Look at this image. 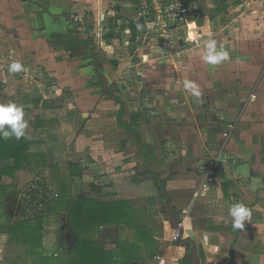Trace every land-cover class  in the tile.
Wrapping results in <instances>:
<instances>
[{"label":"crops","instance_id":"1","mask_svg":"<svg viewBox=\"0 0 264 264\" xmlns=\"http://www.w3.org/2000/svg\"><path fill=\"white\" fill-rule=\"evenodd\" d=\"M89 1L100 8V16L104 17L102 12H105L109 19H118V28L109 30L118 32L122 38L114 40L113 45L116 41L133 43L132 34L121 27L125 22L142 19L141 11L134 3ZM195 1L186 27L194 35L190 38L187 30L188 41L177 55L168 58L172 64L160 62V54L157 56L152 52L143 64L138 65V78L130 82L132 86L125 93L127 98H122L131 106V109L126 108L125 114L129 117L125 122L130 123L133 114H143L142 89L150 93L151 101H147L150 110L144 113L146 119L137 125H141L139 134L143 142L154 149L156 159L146 166L135 137L122 135L120 138L121 132H118L116 139L120 138L121 148H116L119 153L115 163L120 167L111 171L114 172L111 183L120 193L123 187L144 193L145 207H148V196H157L158 205L161 202L162 207L169 199L171 209L180 219L179 229L184 231L183 242L190 237L187 231L194 234L201 264H264V0ZM86 5L87 0H0V103L11 101L23 106L24 87L42 84V80H28L27 75L23 76L24 72L9 74L7 67L13 60L23 65L26 62H33V66L44 65L50 77H57L56 66L60 68L57 75H70L73 57L74 60L93 58L98 68L97 54H88V42L97 38L91 31L93 26L88 30L90 32H83V36L79 32L86 26L80 16L87 9ZM76 11L78 16H75ZM145 25L137 31L140 35L136 42L147 29ZM213 25L220 26V30L203 35L191 30ZM72 26L78 28V33L72 32ZM210 36L224 42L232 57L230 62L215 67L202 62L201 41ZM75 39L84 42L85 46H75L68 51L67 44ZM77 53L78 58H75ZM80 73L85 74V69ZM185 80L199 85L202 93L199 99L183 89ZM36 99L29 97L28 108L39 104L34 102ZM26 135L28 140L36 142L30 152L39 153L40 143L35 139L38 133L32 136L26 132ZM100 137L104 136L101 134ZM136 153L142 156L143 174L149 168L158 177L157 181L149 176L136 179L132 170ZM218 154L228 158V168L205 184V162ZM24 173L33 172L19 171L13 178L5 176L2 182L19 190ZM153 184L157 185V191H153ZM162 184L167 194L163 199L160 194ZM95 195L89 197L102 200L96 196L104 197V188L102 194ZM126 199L132 201L130 197ZM236 202L247 205L252 216L245 222L243 230L233 231L228 209ZM148 208L156 211V207ZM161 217L156 256L141 264H180L189 253L174 241L178 230L172 228L169 216L164 213ZM113 228H103L98 236L105 245L113 238L109 232ZM116 230L112 244L119 234V228ZM5 232H0V264L8 243Z\"/></svg>","mask_w":264,"mask_h":264},{"label":"rangeland","instance_id":"2","mask_svg":"<svg viewBox=\"0 0 264 264\" xmlns=\"http://www.w3.org/2000/svg\"><path fill=\"white\" fill-rule=\"evenodd\" d=\"M86 6L87 9L83 13L80 12L82 13L80 14L82 24L86 25L84 30L79 31L77 27L73 26L71 30L75 33L79 31L80 35L83 36V32H90L88 30L93 26L91 31L96 34L94 35L95 37L99 38L98 40L93 38L91 42H88V54L91 53L93 56L97 54L98 72L101 78L96 73L95 60L93 58L74 60L73 57L70 61L71 73L67 77L57 75L60 70L57 66L54 67V73L57 77H50L44 65L38 63V66H33V62L24 63L26 71H24L23 76L27 75L29 77L28 80H42V84L24 87L23 108L25 111L24 118L28 122L26 132L29 135L32 134V136L36 132L38 133L35 139L40 143L37 149L44 156V164L41 169H38V172L39 170L42 171V175L37 174V170L33 173H24L20 182L23 185L19 188V192L7 199L3 211L13 220H16L19 216L23 206L24 194L31 187L30 185H33L32 183L41 176L48 179L53 189L56 190L59 187L57 175L63 174V178H68L70 173L68 166L70 163L78 164L83 171L85 170L81 180L79 178L74 179L75 182H79L78 187H74L75 195L87 192L88 185L95 183L103 186L105 196H107L103 197L96 194L97 196H95L98 198L119 200L130 197L136 207H145L144 193L138 190L132 191L126 187H123L122 193H120L117 191L116 185L111 183L112 173H114L111 171H116L120 167L115 163L116 155L119 153L116 148H121L118 142H120L122 135L128 136V138H134V136L127 129L118 125V101L116 98L109 97V94L113 93L116 95L119 93L120 95H116L117 97L127 98L125 93L132 86L130 82L132 83L135 78H138L136 77V73L140 69L138 65L145 62L143 59L144 49L150 45L152 46L151 53L153 52V55L160 54V52L156 41L150 37H148L147 41L141 40L135 43H128L126 41L127 38H125V43L117 41L114 42V45L112 43L113 51L111 53L105 52L102 44L104 43V34L110 32V26L108 25L110 16L107 13L105 14V12H102L105 15L104 17L100 16V8L93 5L89 0H87ZM75 16H78L77 11ZM225 21L226 14L224 23ZM77 24L74 25L76 26ZM221 25L224 24L222 23ZM198 28L200 27L197 26L191 30L201 35L209 32L216 33L220 30L218 25L204 29ZM188 30L190 31V29ZM190 33L194 35L193 32L190 31ZM100 37L103 42L100 41ZM75 58H78V53ZM159 61L164 64L168 62L172 64V60L168 58H163ZM148 63L149 61L146 62L145 66ZM83 69H85V74L80 73ZM27 70H30V72H27ZM109 78H111L110 81ZM103 79L108 80V83L105 84ZM58 83L62 84L63 88ZM105 87L108 88L107 92ZM143 93H145L146 100L151 101L148 90L142 89L140 97ZM30 96L40 101L35 106L34 104L31 105V109L27 106ZM129 101L128 99L127 102ZM125 105L127 109H131L130 105ZM135 114L143 115L144 113L137 112ZM124 120L128 122V115L125 116ZM140 129L141 125H137L138 134ZM118 132H121L120 138L116 139ZM101 134L104 136L103 138L100 137ZM122 142L126 144V141ZM125 144L124 146H126ZM133 160L132 170L135 172L134 176H136L137 180L142 179L146 176L143 174L142 156L136 153ZM91 164L94 166L99 165V167H92ZM53 166H57L58 169L55 170ZM77 171L74 170V172ZM157 189V185L153 184V191H157ZM162 206L163 204L160 202L156 207V214H151L152 217L148 219L151 227L158 229L161 226V215L165 213L162 211ZM50 221L46 238L48 248L51 249L53 243H55L54 249L69 250L74 244L76 236L69 224L68 215L61 213L58 218L52 215ZM117 228L114 227L113 230L110 229L109 231L110 233L112 232L113 238L106 244L108 248L114 245L111 241L114 240V236L117 234ZM101 234L102 230L99 235L101 236ZM129 234L123 231L124 237H129Z\"/></svg>","mask_w":264,"mask_h":264},{"label":"trees","instance_id":"3","mask_svg":"<svg viewBox=\"0 0 264 264\" xmlns=\"http://www.w3.org/2000/svg\"><path fill=\"white\" fill-rule=\"evenodd\" d=\"M117 20L116 17L110 19V28L113 31L118 28ZM137 24L143 27L144 18L134 22H125V25L121 27L122 30H128L132 34L133 43L136 42L139 34ZM113 31L104 36L102 48L107 53L113 51V41L122 38L118 32ZM79 45L85 46L84 42L75 39L67 44L66 49L69 51ZM109 97L117 99L118 124L135 137L144 158V164L149 166L156 159L155 151L143 142L140 134L136 135L137 123L146 118L140 114H133L131 122H125L126 106L122 98L116 97L113 93H110ZM34 102L39 103L40 101L36 99ZM141 110L143 113H148L150 110L145 93L142 95ZM35 144L36 142L27 138L0 139V165L3 164L0 168V232L6 231L8 235L2 264H141L156 256L157 235L161 226L158 229L151 227L148 220L152 217L151 214H156V211L148 207L137 208L133 201L127 199L91 198L90 194L103 193V187L95 184H89L87 192L75 195L74 187L79 182H75L74 179L81 180L84 175L83 169L78 164H69V179L63 178V174L57 175L59 187L56 190L44 177L40 176L37 181L33 182L24 194L23 206L16 220L5 213L3 210L7 199L18 192V189L14 185H4L2 182L4 177L13 178L17 172L28 170L30 172L37 170V174L42 175V171L38 172V169L43 167L44 156L30 152V148ZM53 168L58 169L57 166ZM74 170L78 171L74 172ZM144 174L158 180L149 168ZM160 194L162 199L167 197L164 184L160 188ZM169 203L168 199L165 204ZM61 213L68 215L76 240L69 250L54 249L55 243L49 249L46 238L50 219L52 215L58 218ZM106 227L119 228L117 240L111 248L98 239L101 230ZM232 230L235 229L232 228ZM123 231L130 233V236L124 237ZM180 264H193L191 254L188 253Z\"/></svg>","mask_w":264,"mask_h":264},{"label":"built area","instance_id":"4","mask_svg":"<svg viewBox=\"0 0 264 264\" xmlns=\"http://www.w3.org/2000/svg\"><path fill=\"white\" fill-rule=\"evenodd\" d=\"M134 3L141 11V16L146 21L147 29L139 41H147L148 37L155 40L161 58H171L178 54L185 41H188L186 27L189 17L196 5L195 0H124ZM246 2L247 0H240ZM138 41V42H139ZM152 46L144 49L143 59L151 54ZM229 160L223 154L209 158L204 165V182H211L218 172L228 168ZM181 226V223H180ZM179 231L174 236L176 242ZM1 260V259H0Z\"/></svg>","mask_w":264,"mask_h":264},{"label":"clouds","instance_id":"5","mask_svg":"<svg viewBox=\"0 0 264 264\" xmlns=\"http://www.w3.org/2000/svg\"><path fill=\"white\" fill-rule=\"evenodd\" d=\"M140 30L142 25L137 24ZM191 38L192 33L188 34ZM202 49L200 58L203 63L211 66H220L225 62H230L232 57L224 42L217 41L211 36L201 41ZM9 74H16L26 71L25 66L18 60H13L7 67ZM183 89L193 97L199 99L202 95L199 85L195 81L185 80ZM25 111L22 105L15 102L0 103V139L9 140L15 138H27L26 129L28 122L25 120ZM228 214L232 219V227L237 230H243L245 222L249 221L252 216V210L241 202L230 205Z\"/></svg>","mask_w":264,"mask_h":264},{"label":"water","instance_id":"6","mask_svg":"<svg viewBox=\"0 0 264 264\" xmlns=\"http://www.w3.org/2000/svg\"><path fill=\"white\" fill-rule=\"evenodd\" d=\"M95 68H97V65H95ZM96 72H98V68L96 69ZM98 76L101 75L98 72ZM104 83L107 84L108 80L103 79ZM106 92L108 91V88L105 87ZM138 135V133H136ZM147 206L148 207H157L158 206V198L155 195H151L147 197ZM164 212L169 216L170 218V224L174 230L179 231V238L177 240V244L180 247H185L186 251H188L191 254V261L193 264H201L200 260H198L197 256V245L196 242L194 241V234L192 231H187V234L190 236L189 239L185 242H183V236H184V231L180 230V219L179 217L174 213V211L171 209L170 204H165L163 207Z\"/></svg>","mask_w":264,"mask_h":264}]
</instances>
